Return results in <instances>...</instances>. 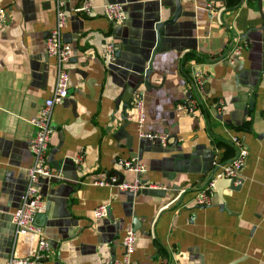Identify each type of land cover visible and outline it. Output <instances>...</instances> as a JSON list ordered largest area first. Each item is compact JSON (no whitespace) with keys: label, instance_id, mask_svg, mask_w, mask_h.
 <instances>
[{"label":"crops","instance_id":"1","mask_svg":"<svg viewBox=\"0 0 264 264\" xmlns=\"http://www.w3.org/2000/svg\"><path fill=\"white\" fill-rule=\"evenodd\" d=\"M69 10L63 39L72 48L69 92L53 109L47 161L54 176L38 183L43 206L36 219L47 247L34 264H115L122 237L137 233L131 264H264V0H182L178 19L166 25L152 60L150 87L122 98L147 69L155 44V17L175 11L174 0H90L91 15L72 11L82 0H62ZM123 4L126 20L110 22L106 3ZM55 0H0V264L14 253L34 256L36 236L14 237L11 213L18 207L32 163L29 122L51 94L55 59L45 40L55 23ZM116 45V62L105 44ZM242 51L235 62L228 53ZM193 53L183 64L184 55ZM202 69L206 100L193 113L182 108L194 96L190 68ZM142 95L144 130L167 136L139 137L134 100ZM253 96V110L247 111ZM217 106H219L217 108ZM248 149L239 183H216L211 204L194 197L213 161L236 154L230 135ZM81 156V161H76ZM146 165L145 183L163 196L94 183L116 174L131 180L118 159ZM107 203L109 214L93 210Z\"/></svg>","mask_w":264,"mask_h":264},{"label":"built area","instance_id":"2","mask_svg":"<svg viewBox=\"0 0 264 264\" xmlns=\"http://www.w3.org/2000/svg\"><path fill=\"white\" fill-rule=\"evenodd\" d=\"M206 7L212 10L213 5L206 0ZM96 6L90 0H82L80 4L72 9L73 12L91 15L95 11ZM55 23L48 32L45 40V51L47 56L55 59V79L51 94L45 99L39 111L30 118L34 134L29 144V149L32 155V163L27 168V181L25 190L21 196V201L18 207L11 213V222L14 226V237L25 231L36 236L35 254L34 256H17L12 253L8 259L2 264H34L36 258L47 247V241L44 237L42 229L36 224L35 216L43 206V198L40 194L38 183L41 178H51L54 172L47 161V151L51 135L53 132L52 114L56 105L60 104L69 92V73L68 63L72 55L71 45L63 39V29L67 23V15L69 10L66 9L62 0H55ZM104 16L114 24H122L126 20V13L122 3L112 2L102 6ZM4 17L3 11L0 9V20ZM242 51L241 43L233 44L228 53L230 62L240 56ZM116 57V45L113 41H108L105 44V59L108 63H113ZM190 77L194 96L189 97L181 104L187 112L193 113L198 110L201 103L207 98L205 88V80L202 69L198 64H193L190 68ZM136 125L139 137L157 140L163 146L168 144V138L162 134H154L144 130L146 120V109L144 100L141 94L136 96L133 104ZM231 143L236 147L235 156L226 161H213L210 169V175L207 178L203 187H201L195 197L194 203L197 206H207L211 204V196L214 192L216 183L221 179L232 180L233 183H239L241 179V169L246 163L248 149L245 147L242 140L235 134L230 135ZM76 161H81V156L77 157ZM118 166L125 170L133 172L135 177L131 180H123L118 183L116 174L98 179L94 183L105 186H117L120 190L132 193L140 192L143 189L161 188L159 185L145 183L142 180V174L146 171V165L136 159H118ZM107 203H103L95 207L93 217L95 220L104 219L109 214ZM137 240L136 230L132 226L125 229L122 237V253L121 258L115 264H131V256L135 249Z\"/></svg>","mask_w":264,"mask_h":264},{"label":"water","instance_id":"3","mask_svg":"<svg viewBox=\"0 0 264 264\" xmlns=\"http://www.w3.org/2000/svg\"><path fill=\"white\" fill-rule=\"evenodd\" d=\"M182 0H174L175 4V11L169 15L167 18L162 19L161 14H158L155 17V23H154V31H155V44L152 47L149 63L147 69L142 73V75H139L138 80L136 81L134 86H129L126 90L125 96L122 98L126 103H128L132 99L133 93L143 86L145 89H148L151 85L149 83V76L152 71V60L154 57L155 52L160 48L161 42H162V37L165 34V28L166 25L173 24L177 19L178 15L181 12L182 9ZM116 62V57L113 61V63ZM219 106H217L218 108ZM254 107V99L253 96H249L248 98V103H247V108L244 111L245 114L247 111L253 110ZM123 181V177H119L118 183H121ZM230 181V185L233 186V181ZM140 192L148 193L150 195H155V196H163L165 193L164 189L156 188V189H143ZM43 219L44 215L39 216L38 214L36 215V219Z\"/></svg>","mask_w":264,"mask_h":264},{"label":"trees","instance_id":"4","mask_svg":"<svg viewBox=\"0 0 264 264\" xmlns=\"http://www.w3.org/2000/svg\"><path fill=\"white\" fill-rule=\"evenodd\" d=\"M191 59L199 61V58L196 57L193 53H187V54L184 55L183 64L188 67L190 65L189 61Z\"/></svg>","mask_w":264,"mask_h":264}]
</instances>
